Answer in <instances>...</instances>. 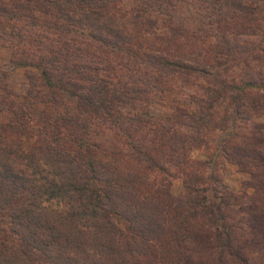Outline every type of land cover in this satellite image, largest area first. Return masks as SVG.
<instances>
[{
  "label": "trees",
  "instance_id": "trees-1",
  "mask_svg": "<svg viewBox=\"0 0 264 264\" xmlns=\"http://www.w3.org/2000/svg\"><path fill=\"white\" fill-rule=\"evenodd\" d=\"M1 43L0 264H264V0H0ZM166 77L193 106L152 115Z\"/></svg>",
  "mask_w": 264,
  "mask_h": 264
},
{
  "label": "rangeland",
  "instance_id": "rangeland-1",
  "mask_svg": "<svg viewBox=\"0 0 264 264\" xmlns=\"http://www.w3.org/2000/svg\"><path fill=\"white\" fill-rule=\"evenodd\" d=\"M122 5L127 7L126 3H122ZM78 38L83 37L79 36ZM11 51L12 46L10 47L7 43L0 44V70H5L7 72L6 83L9 88L15 92L23 93L27 86V80L25 78L23 68L10 65L9 58ZM124 61L125 57H115L113 60L117 73H122L125 76L132 75L133 77L140 75L139 73L142 72V69L128 72L125 67L121 65ZM151 77H153V74ZM147 81L148 80L146 79L145 82ZM179 82L180 81L175 78L169 79V77H166L161 85L164 89L163 91H158V89L155 90L154 88L150 91V100L147 105L150 114L163 115L165 113H170L174 105H185L184 107L193 106V103H191L189 98H187V92H190L192 88L188 89L184 86L181 87L179 86ZM199 82L202 83V81H198L197 83L199 84ZM252 120L253 122L264 121V115ZM181 131H184V129H181ZM226 132L227 130L220 131L218 129L204 130L203 143L190 149L187 152V157L190 161L197 160L206 162L209 160L210 163L206 164L201 169L202 172L200 174L202 176L209 173L218 175L222 182L225 183L231 190L240 191L241 181L246 178L247 175L238 171L234 165L224 162V160L217 155V144L219 143V140L225 136ZM168 170L170 174L175 175L170 177V192L173 196H179L184 191L180 174L177 173L174 167L168 166Z\"/></svg>",
  "mask_w": 264,
  "mask_h": 264
}]
</instances>
